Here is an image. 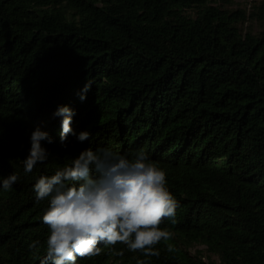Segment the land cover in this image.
Segmentation results:
<instances>
[{"label": "trees", "instance_id": "1", "mask_svg": "<svg viewBox=\"0 0 264 264\" xmlns=\"http://www.w3.org/2000/svg\"><path fill=\"white\" fill-rule=\"evenodd\" d=\"M230 2L0 0V178L18 174L0 187V264H42L49 199L34 185L89 148L145 153L179 207L159 256L101 244L77 264H210L195 245L217 264H264V8L253 34ZM60 106L75 112L64 144ZM37 127L53 143L25 174Z\"/></svg>", "mask_w": 264, "mask_h": 264}, {"label": "clouds", "instance_id": "2", "mask_svg": "<svg viewBox=\"0 0 264 264\" xmlns=\"http://www.w3.org/2000/svg\"><path fill=\"white\" fill-rule=\"evenodd\" d=\"M90 88L89 82L80 94L81 101L86 100ZM74 115L67 106H60L54 113L63 117L62 144L69 134L75 135L71 127ZM89 136L90 133L81 132L78 139L85 141ZM42 141L53 143L49 134L37 127L31 134L30 154L23 161L25 174L48 160ZM93 168L95 178L91 175ZM0 179V187L9 191L18 174ZM33 190L38 201L49 199V207L42 216L50 229L42 264H77V256L83 259L100 255L101 244H124L144 256H159L156 246L172 238V233L162 229L161 224L165 219L175 223L179 203L167 187L165 170L143 152L129 159L107 149L89 148L54 175L41 176ZM38 244L35 241L29 247L39 252ZM168 250L173 249L169 246ZM117 255L122 256L123 252Z\"/></svg>", "mask_w": 264, "mask_h": 264}, {"label": "rangeland", "instance_id": "3", "mask_svg": "<svg viewBox=\"0 0 264 264\" xmlns=\"http://www.w3.org/2000/svg\"><path fill=\"white\" fill-rule=\"evenodd\" d=\"M264 8V0H231L227 6V10L231 13H239V17L242 18V28L244 32L251 31L253 34L261 31V23L256 21L255 14L260 8ZM193 254H198L205 262L210 264L219 263L216 256L211 255L206 247L201 245H195L191 249Z\"/></svg>", "mask_w": 264, "mask_h": 264}]
</instances>
